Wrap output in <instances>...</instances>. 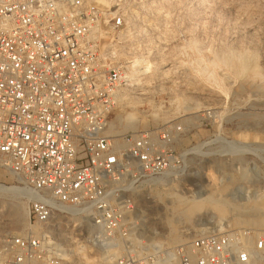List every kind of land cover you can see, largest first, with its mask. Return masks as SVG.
Segmentation results:
<instances>
[{"label":"built area","instance_id":"2783aa9c","mask_svg":"<svg viewBox=\"0 0 264 264\" xmlns=\"http://www.w3.org/2000/svg\"><path fill=\"white\" fill-rule=\"evenodd\" d=\"M133 36L121 10L88 0H0V179L29 191L30 225L75 215L121 243L114 264H141L133 188L172 177L182 133L109 134L136 57L151 64ZM60 246L47 229L10 235L0 264H64ZM167 253L175 264H250L264 258V233L202 234Z\"/></svg>","mask_w":264,"mask_h":264},{"label":"rangeland","instance_id":"374dc122","mask_svg":"<svg viewBox=\"0 0 264 264\" xmlns=\"http://www.w3.org/2000/svg\"><path fill=\"white\" fill-rule=\"evenodd\" d=\"M121 1L122 14L131 15L134 25L124 15L125 21L135 26L132 41L152 52V63L146 65L153 69L137 75L141 84L129 90L131 104L118 107L111 121L138 111L136 133L182 127L171 149L177 166L172 177L136 186L138 259L156 264L168 250L207 233L246 231L257 238L264 231L234 223L258 217L248 210L264 197V0ZM115 131L118 137L134 134L117 123ZM0 185L23 188L10 177L0 179ZM211 196L226 202L225 217L219 219L205 206L180 220L191 203ZM23 198L18 193L0 197V241L21 234L10 220ZM28 206L26 202L27 213ZM78 219L56 215L43 228L67 251L65 264H114L122 251L105 259L91 245L84 220ZM168 223L175 224L181 243H167ZM255 264H264V258Z\"/></svg>","mask_w":264,"mask_h":264},{"label":"bare ground","instance_id":"6f19581e","mask_svg":"<svg viewBox=\"0 0 264 264\" xmlns=\"http://www.w3.org/2000/svg\"><path fill=\"white\" fill-rule=\"evenodd\" d=\"M88 1L93 2L96 6H98L101 9L103 8V9L109 10L113 14H115L116 12H119V8L117 10H115V8H113L114 6H117L115 4V0H88ZM122 7H123V4L120 5V9ZM122 15L126 16V20L128 22H130V20L133 21L132 16L127 14L126 11H123ZM132 21L130 23L132 25H134ZM134 23H135V21H134ZM132 28L135 29V26H132ZM240 56H237V58H239ZM136 58L137 59H135V63L133 65V69H132V71L130 73V79H131L130 87H133V89H134V87H137L139 84H141V80H140L141 78L140 79L137 78V75H139L140 73L141 74H147L150 69H153V68H150L149 66L146 65L148 63H146V64L144 63L143 64L140 58H138V57H136ZM230 58H232V57H230ZM237 58H236V60H237ZM241 58L243 59L244 57H240V59ZM229 60L230 59H228V61ZM233 61H235V59ZM224 63H226V61ZM237 64H238V61H237ZM243 65L244 64H242V63L240 64V66L242 68H243ZM225 66H227V65H225ZM242 68H240V69H242ZM157 71H158V69H157ZM209 76L211 77V75H209ZM147 78H149V76ZM211 79H213V78L211 77ZM143 80H145V79H142V82H143ZM149 80H151V79H149ZM145 82H146V80H145ZM128 92H129V90H128ZM128 92H124L123 93V95H122V97H121V99L119 101V106L118 107L123 108V106L131 104L130 100L132 98L130 97ZM133 108L134 107H132V109ZM133 110H135V109H133ZM137 112L135 111L132 114L130 113L125 118H123L121 116H117L115 118V121H112L110 123L109 134L112 137H118L117 135H118L119 131H117V132L115 131L116 123L119 126H121L123 132L124 131L126 132V131L130 130V131H133L134 133H136L137 128H138V124L140 123V120L137 117V114H139V113H137ZM162 182L163 181H160V180L155 181L156 184H161ZM133 190H134V192H136V188H133ZM15 193H18L21 197H24L25 198V202L23 201L24 203H22V201H20L22 203L21 204V208L14 207L13 210L11 211L10 226L14 230L21 229V231H22L21 234H23L27 230H30L33 233H40V231H42V229H43L42 226H40V225H30L29 222H28V213L26 212V202H29V199H30L31 195H30L29 191L27 190V188L26 187H23V188H20V189L17 188V187L8 188V187H6L4 185H0V197L1 198H7L9 195H12V194H15ZM205 206L210 207L216 213V215H217V217L219 219H222L228 213V207H227L226 202L222 201V200H219V199H216V197H212L211 196L210 198L207 197V199H204V200H201V201L199 200V201H195L194 203H191V205L188 208H186L185 210H183L180 213V216H179L180 220L183 219V218H189L191 216H194L197 212H199ZM234 209H235V207H234ZM248 212L255 213V215L257 214L258 217H256L255 219H252L253 218L252 217L251 218L252 220H250V218H248L249 220H247V217H248L247 216L245 221H238V220L236 221L235 220L236 222L234 223V225H247V226L254 227L257 230L264 231V197H262L260 199V201L254 203L252 205V207L249 208ZM249 214H251V213H249ZM251 216H253V215H251ZM79 220H81V219L79 218L77 221H79ZM241 220H243V219H241ZM85 224H86V226L88 227V230H89V239H90L91 245L94 247V249L97 252H101L102 256L105 259H109L110 256H112L116 252H121L122 251V249H120L121 243H116V244L112 245L110 243V241L108 240V238L106 237V235L103 233L102 230H100L99 228L94 227L90 221H85ZM167 232H168V235L166 237L167 243H169V244H179V243L182 242V239L179 236V233L177 231V228H176L175 224L168 223V231ZM16 235H18V234H16ZM96 236L99 238V240L95 239ZM244 244H245V246H246V248L248 250L252 251V245H253L252 238L244 240ZM60 248H61V250L64 253L63 254V259H64V264H65V262H66V260L68 259L69 256L67 255V251L65 249H63L61 246H60ZM78 250L80 251L81 257H83L85 259V261L88 262L89 259L87 257V254L84 253V248H80ZM165 257H166L165 260H160L156 264H175V263L172 262V259H171V256H170L169 253H167ZM250 264H255V262L252 261Z\"/></svg>","mask_w":264,"mask_h":264}]
</instances>
